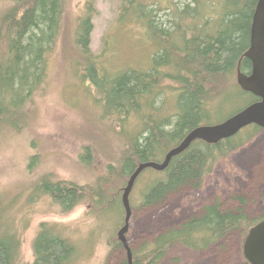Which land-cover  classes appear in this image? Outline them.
<instances>
[{"label":"trees","instance_id":"1","mask_svg":"<svg viewBox=\"0 0 264 264\" xmlns=\"http://www.w3.org/2000/svg\"><path fill=\"white\" fill-rule=\"evenodd\" d=\"M124 1L121 17L138 19L156 45L150 68L128 67L112 72L99 65L100 55L92 52L90 46L93 25L89 16L79 20L77 46L74 45V61L82 68L81 78L86 86L92 84L99 89L95 101L103 109L102 115L123 123L116 134L124 138V146L115 161L95 168L94 180L78 183L45 175L38 179L33 191L35 196H48L65 214L82 204L110 210L118 206L122 224L123 188L141 163H162L168 151L179 146L195 128L220 123L259 100L237 82V64L250 46L258 0H169L155 6L146 0ZM65 11L66 0H14L0 16V133L23 130L33 96L47 82L49 55L61 34ZM251 68V61L244 57L241 70L249 73ZM241 100L246 103L235 109V102ZM222 108L235 110L213 122ZM132 115L141 120L140 127L132 135H123L124 121ZM261 129L252 124L216 143L196 139L165 169L146 168L134 185L138 188L139 180H143L139 188L141 206L160 205L185 187H202L218 162L255 138ZM253 156L254 153L244 154L243 164ZM96 158L98 154L91 146L80 156L89 168H94ZM36 161L35 155L30 163ZM121 185L117 196L115 188ZM235 198L236 208L223 209L219 200L205 204L180 225L167 228L150 242L130 247L133 264H159L176 244L203 251L234 231L245 239L264 214L252 220L245 209L246 197ZM13 206L14 203L6 205ZM157 221L153 225L144 219L142 226H159L163 218ZM21 230L16 214L0 217V264H23ZM114 236L107 238L108 243L124 247L118 234ZM244 263L250 264L246 260ZM32 264H80L78 246L63 228L43 222L33 240ZM122 264H128L127 254Z\"/></svg>","mask_w":264,"mask_h":264},{"label":"rangeland","instance_id":"2","mask_svg":"<svg viewBox=\"0 0 264 264\" xmlns=\"http://www.w3.org/2000/svg\"><path fill=\"white\" fill-rule=\"evenodd\" d=\"M168 1L146 0L151 6ZM13 3L14 0H0V16ZM124 3V0H66L61 34L49 55L47 82L34 94L23 130L0 133V217L16 214V223L22 229L23 264H32L33 240L43 222L63 228L64 234L78 246L80 264H122L126 258L124 247L112 246L107 240L117 235L123 225L118 206L110 210L82 204L65 214L48 196H35L33 192L38 179L45 175L78 183L94 180L95 168L115 161L117 152L124 146V138L116 134L123 123L102 115L103 109L95 101L100 94L98 87L85 85L80 76L82 68L74 61L76 29L79 20L89 16L93 25L90 46L92 52L100 55L99 65L112 72H122L128 67H151L156 45L138 19L121 17ZM245 103L246 100L236 101L233 107L236 109ZM234 108H222L213 122L226 118ZM140 122L136 115L130 116L124 121L123 135L134 134ZM87 146L98 154L94 168L87 167L80 159ZM246 153L255 156L243 164ZM35 155L38 162L30 163ZM142 184L141 179L131 194L132 214L125 233L129 247L150 242L167 228L178 226L199 213L205 204L219 200L223 209L236 208L237 195L246 197L245 209L250 218L259 219L264 214V128L218 162L200 188L185 187L171 194L164 203L143 208L139 198ZM122 187L115 188L117 196ZM30 198L33 199L28 201ZM11 203L13 208H7ZM161 217L159 226H142L144 219L154 225ZM243 242L242 234L234 231L203 251L176 244L159 264H245Z\"/></svg>","mask_w":264,"mask_h":264},{"label":"water","instance_id":"3","mask_svg":"<svg viewBox=\"0 0 264 264\" xmlns=\"http://www.w3.org/2000/svg\"><path fill=\"white\" fill-rule=\"evenodd\" d=\"M244 57L248 58L252 63L249 73L241 70V63ZM237 82L242 90L252 93L259 100L248 104L220 123L201 125L195 128L179 146L168 151L162 163H141L123 188L122 201L126 213L124 224L117 234L127 251L128 264H133L132 251L127 244L125 236L132 214L129 197L139 175L149 167L159 170L165 169L174 156L187 148L196 139L216 143L236 135L242 129L252 124L264 128V0H258L256 5L251 26L250 46L237 64ZM243 255L250 264H264V219L250 228L243 242Z\"/></svg>","mask_w":264,"mask_h":264}]
</instances>
